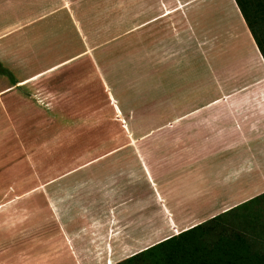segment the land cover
Segmentation results:
<instances>
[{"label":"crops","instance_id":"1","mask_svg":"<svg viewBox=\"0 0 264 264\" xmlns=\"http://www.w3.org/2000/svg\"><path fill=\"white\" fill-rule=\"evenodd\" d=\"M91 1L95 0H0V111L7 108L11 115L9 110L17 106L16 100L23 95L70 97L74 93L81 94L84 86L81 81L95 78L96 47L100 46L96 44V18L91 19L93 15L80 11L89 10ZM119 1L121 5H128V0ZM143 1L136 0V7ZM232 1L253 47H222L217 27L211 47H206L203 33L199 34L193 28L200 23L201 17L187 33V123L183 124L187 127V136L184 137L187 140L184 143L174 136V140H180L175 143L184 144L179 153L174 154L182 158L177 164H185V169L173 181L176 188L184 193V203H187V191L199 192V201L214 203L215 210L176 233L240 203H249L255 196H264L261 195L264 193V60L235 1ZM183 4L185 7L188 3L185 1ZM184 14L187 15L186 12ZM163 16H141L142 21L134 29H127L119 36L133 30L137 31V36L145 35L150 24ZM128 19L124 13L120 15L119 22L127 27ZM111 33V26L104 30V35H109L106 43L112 41ZM238 57L245 58L242 61L245 70L241 72H235L234 63L239 61ZM7 93H11V98L5 97ZM12 98L16 101L14 106L3 103L4 99ZM21 102L26 103V100ZM176 122L178 120L173 119L167 124ZM105 156L113 158L117 154L112 152ZM120 158L121 161L133 159L135 162H130L129 169L120 168L113 173L104 171L100 179L97 176L101 174L91 167L85 170L95 162L93 159V162L66 171L52 181L59 185L65 180L75 182L77 175L94 176L98 179L94 180L98 191L93 192L89 187L71 194L67 191V196L72 198L64 197L61 203H0V226L3 223H22L25 227L17 230L28 233L13 239L15 245L2 240L0 245L7 242L6 247L1 246L3 251L12 247L23 256L26 246L30 245L29 239L39 234L45 243L55 241L53 252L61 257L62 263L65 259V264H98L92 257L88 262L81 256L102 251L100 256L108 260L107 252L103 251L107 242L111 247L109 259L139 247L132 255L158 242L164 215L161 201L153 198L152 203H143L139 194H132L129 198L127 191L134 188L138 192L143 184L152 191L154 184L160 187L163 183L158 175H148L146 164L149 167V163L140 155ZM158 169L150 168L152 173ZM89 183L84 180L80 185ZM100 187H103L102 191ZM247 191L254 193L237 197L238 193ZM223 193L235 195L224 200ZM196 198L190 199V203H196ZM180 221L175 218L176 227H181ZM31 223L40 226L31 229ZM143 223H149L151 229L145 231ZM144 240L156 242L140 248Z\"/></svg>","mask_w":264,"mask_h":264},{"label":"rangeland","instance_id":"2","mask_svg":"<svg viewBox=\"0 0 264 264\" xmlns=\"http://www.w3.org/2000/svg\"><path fill=\"white\" fill-rule=\"evenodd\" d=\"M106 1H91L89 10H80L93 15L91 19L96 18V44L100 45L96 47L95 78L81 81V85L84 84L80 90L82 93H74L70 97L23 95L16 100L17 106L9 110L11 115L7 108L6 112L0 111V203H61L64 197L72 198L67 196V191L71 194L88 187L93 192L98 191V179L94 176L77 175L79 183L65 180L62 185H57L52 181L66 171L93 162V159L95 162L84 166L85 170L91 167L101 174L97 177L102 179L104 171L113 173L120 168L129 169L130 162H135L133 159L121 161L120 157L128 159L138 154L149 163L148 167L145 162L148 175H158L163 184L160 187L154 184L152 191L143 184L138 192L131 188L127 194L129 198L132 194H139L143 203H152L153 198L161 201L164 215L159 239L162 240L215 210L214 203L199 201V192L187 191V203H184V193L176 188L173 181L185 169V164H177L182 158L175 156L184 144L175 141L179 142L181 138L185 143L187 140L184 138L187 127L183 125L187 123V33L201 17L200 23L193 28L199 34L203 33L206 47H211L215 27L221 34L222 47L253 46L232 0H144L138 7L136 0H128L127 6L121 5L119 0ZM185 1L188 4L183 7ZM124 13L129 17L127 27L119 22L120 15ZM167 13L170 14L163 16ZM157 15L163 17L151 23L145 35L137 36V31L133 30L119 36L127 29H134L142 21L141 16ZM110 26L112 41L106 43L109 35H104V30ZM238 60L234 63L235 72L244 71L242 61L245 58L238 57ZM10 94L5 97L11 98ZM22 99L26 103L21 102ZM16 101L4 99L3 103L10 106ZM173 119L178 122L167 124ZM174 136L179 137L178 140H174ZM112 152L117 156H105ZM152 167L160 168L159 172L155 170L152 173ZM84 180L90 181L89 185L81 186ZM68 183L74 185L69 186ZM252 193L254 191L240 192L237 197ZM230 194L223 193V199L235 195ZM194 197H198L194 199L196 203H190ZM174 217L181 220V227H176ZM3 224L0 226L3 228L0 229V242L8 240L10 244L13 239L28 235L17 230L25 227L22 223ZM148 224H142L145 231L151 229ZM30 226L33 229L40 225L31 223ZM220 229L229 236L235 233L246 236L251 249L264 253V196L222 216L214 227L213 235ZM213 235L207 240L215 241ZM39 237L41 235L37 234L29 239L30 245L26 246L23 256L12 247L3 251L1 246L7 245L3 241L0 264H65V259L62 263L61 257L53 252L55 241L45 243ZM153 242L156 241L144 240L140 248ZM106 245L103 251L107 252L108 260L100 256L102 251L81 256V259L90 262L92 257L98 264H112L139 249L120 252L109 259L111 247L109 242Z\"/></svg>","mask_w":264,"mask_h":264},{"label":"trees","instance_id":"3","mask_svg":"<svg viewBox=\"0 0 264 264\" xmlns=\"http://www.w3.org/2000/svg\"><path fill=\"white\" fill-rule=\"evenodd\" d=\"M234 1L264 60V0ZM244 204L167 236L113 264H264V253L251 249L246 236L237 233L229 236L221 229L213 235L214 227L222 216ZM211 235L215 241L207 240Z\"/></svg>","mask_w":264,"mask_h":264},{"label":"bare ground","instance_id":"4","mask_svg":"<svg viewBox=\"0 0 264 264\" xmlns=\"http://www.w3.org/2000/svg\"><path fill=\"white\" fill-rule=\"evenodd\" d=\"M189 228V227H188Z\"/></svg>","mask_w":264,"mask_h":264}]
</instances>
